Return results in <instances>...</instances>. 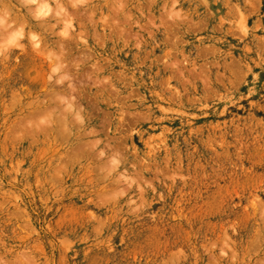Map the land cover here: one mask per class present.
<instances>
[{
	"label": "rangeland",
	"instance_id": "1",
	"mask_svg": "<svg viewBox=\"0 0 264 264\" xmlns=\"http://www.w3.org/2000/svg\"><path fill=\"white\" fill-rule=\"evenodd\" d=\"M0 264H264V0H0Z\"/></svg>",
	"mask_w": 264,
	"mask_h": 264
},
{
	"label": "bare ground",
	"instance_id": "2",
	"mask_svg": "<svg viewBox=\"0 0 264 264\" xmlns=\"http://www.w3.org/2000/svg\"><path fill=\"white\" fill-rule=\"evenodd\" d=\"M39 6V5H38ZM59 12V11H58ZM5 23H6V21H5ZM2 32V31H1Z\"/></svg>",
	"mask_w": 264,
	"mask_h": 264
}]
</instances>
